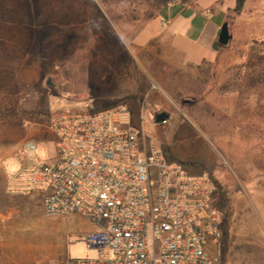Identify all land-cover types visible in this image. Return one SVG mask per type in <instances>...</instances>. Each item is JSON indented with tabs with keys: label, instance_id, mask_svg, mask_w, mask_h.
Returning a JSON list of instances; mask_svg holds the SVG:
<instances>
[{
	"label": "rangeland",
	"instance_id": "374dc122",
	"mask_svg": "<svg viewBox=\"0 0 264 264\" xmlns=\"http://www.w3.org/2000/svg\"><path fill=\"white\" fill-rule=\"evenodd\" d=\"M152 2L0 0V264L97 258L80 240L93 224L50 218L41 197L6 192L23 145L37 142L38 162L53 163L54 118L87 106H128L167 159L217 180L223 264H264V0H246L240 13L237 0H193L192 30L179 41L161 21L185 7L161 20ZM225 23L232 40L213 51ZM164 112L170 120L156 125Z\"/></svg>",
	"mask_w": 264,
	"mask_h": 264
},
{
	"label": "built area",
	"instance_id": "2783aa9c",
	"mask_svg": "<svg viewBox=\"0 0 264 264\" xmlns=\"http://www.w3.org/2000/svg\"><path fill=\"white\" fill-rule=\"evenodd\" d=\"M56 159L26 142L6 172L12 197L39 196L50 218L80 216L99 228L80 240L95 259L64 264H223L219 186L167 159L128 106L65 108L53 120Z\"/></svg>",
	"mask_w": 264,
	"mask_h": 264
},
{
	"label": "crops",
	"instance_id": "0c3cea01",
	"mask_svg": "<svg viewBox=\"0 0 264 264\" xmlns=\"http://www.w3.org/2000/svg\"><path fill=\"white\" fill-rule=\"evenodd\" d=\"M178 5H183L185 8L179 14H177L175 16V18H173L171 21H169V22L161 21L163 25H167L168 26L167 33L171 35V37H172L171 41H173V39H175V38H177V40L178 39H182V38L184 39L185 36H187L191 32V30H192V21H194V18H195V15H191V16L187 15V16H185L189 12V7H191L193 4H191V5L186 4L185 5V4H182V3H176V4H173V5L169 6L166 9L175 8ZM166 9H164L161 12V14L159 15V17H158V18H161V20H162V14L164 13V11ZM218 29H219V27L215 26V29L213 30V36H212V39L210 41L211 42L210 46H211V49L213 51H215L213 46L215 44V39H216V35H217V32H218ZM177 50L179 52H181L182 49L181 48H177ZM191 64H196V63L195 62H191ZM193 174L198 175V174H201V173L194 172ZM98 230H99V228L97 226H93V228H91L89 230V234L94 233V232H96Z\"/></svg>",
	"mask_w": 264,
	"mask_h": 264
},
{
	"label": "trees",
	"instance_id": "16d2710c",
	"mask_svg": "<svg viewBox=\"0 0 264 264\" xmlns=\"http://www.w3.org/2000/svg\"><path fill=\"white\" fill-rule=\"evenodd\" d=\"M152 6L155 8V10H163L168 8L172 3H174L176 0H152ZM182 4H189L191 3L193 0H180ZM246 4V0H237L236 2V12L240 13L242 12V10L244 9V6ZM153 16H151L149 18V20H152ZM223 46H221L218 42H216L213 46L214 50L218 51L219 48H221ZM218 186H219V193H220V198H219V209L221 211L222 214V219H223V223L225 220V214L223 211V205H224V190L221 186V184L216 180Z\"/></svg>",
	"mask_w": 264,
	"mask_h": 264
},
{
	"label": "water",
	"instance_id": "95a60500",
	"mask_svg": "<svg viewBox=\"0 0 264 264\" xmlns=\"http://www.w3.org/2000/svg\"><path fill=\"white\" fill-rule=\"evenodd\" d=\"M231 40H232V36L230 34L229 24L225 23L221 28L219 38H218V43L221 46L226 47L229 45ZM187 103H191V102L188 101ZM170 118H171V116L169 113L164 112L161 114H157L155 116V124L160 125V124L167 123L170 120Z\"/></svg>",
	"mask_w": 264,
	"mask_h": 264
}]
</instances>
